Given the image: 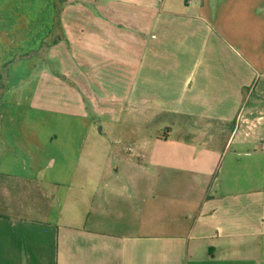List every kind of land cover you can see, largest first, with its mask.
<instances>
[{
  "label": "crops",
  "instance_id": "0c3cea01",
  "mask_svg": "<svg viewBox=\"0 0 264 264\" xmlns=\"http://www.w3.org/2000/svg\"><path fill=\"white\" fill-rule=\"evenodd\" d=\"M56 3L0 0V264H264V0ZM128 111L183 123L85 152Z\"/></svg>",
  "mask_w": 264,
  "mask_h": 264
},
{
  "label": "rangeland",
  "instance_id": "374dc122",
  "mask_svg": "<svg viewBox=\"0 0 264 264\" xmlns=\"http://www.w3.org/2000/svg\"><path fill=\"white\" fill-rule=\"evenodd\" d=\"M65 0H57L56 6H57V11H60L63 3ZM65 5V4H64ZM58 25V23H57ZM56 33L53 35V37L48 39V43L55 40L56 36H59ZM93 119L96 120H107L105 116L99 117L98 114H90ZM104 115V114H103ZM50 120V121H71L74 120L75 118H71L70 116L67 115H61V114H51L48 115V117L45 118V120ZM115 121H118L119 123L123 124H135V125H142L145 121H148V125H142L141 129H120L117 130V134H112L109 131H106L105 134H103L102 141L100 144H89L90 140L94 137L98 138L100 137V134L96 132V130H91L87 136V143L85 147V152H93V148L96 149L94 152L100 155V163L103 162V156L109 154V151H113L118 147V146H125L127 139L129 138H138L141 137L144 134H150L153 135L157 132L164 133L166 130V126L172 127L173 134L177 135L178 132L180 131L178 127H181L182 123L181 118H179L177 115H172V114H157L156 116L153 114H141L139 113H134V112H120L117 116V119ZM192 127L190 126V130L193 131H199L202 132L201 134L207 135V133L212 132L214 135H219V136H225L229 131L231 130L232 124L228 123H220L217 124L215 123L212 127H210L209 124L204 123V121H191ZM189 124V122L187 123ZM119 137L122 139L121 142L118 140ZM105 139V140H104ZM23 191H25L22 194H25V197L27 199L30 198V195L32 196V199L30 200L32 203L37 202L36 200L37 197H39V188L38 186H32L30 187L29 184L23 185L21 188ZM28 191V192H27ZM13 191H7L2 187V183L0 181V212H7V213H15V209L13 208V205L15 204L16 200L18 197H14ZM19 196V194H17Z\"/></svg>",
  "mask_w": 264,
  "mask_h": 264
}]
</instances>
